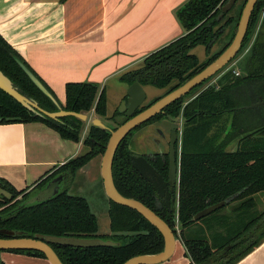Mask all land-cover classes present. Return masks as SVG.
<instances>
[{
  "label": "trees",
  "instance_id": "16d2710c",
  "mask_svg": "<svg viewBox=\"0 0 264 264\" xmlns=\"http://www.w3.org/2000/svg\"><path fill=\"white\" fill-rule=\"evenodd\" d=\"M228 1L189 0L178 8L176 17L184 35L148 56L140 68L124 74L121 82L127 86L139 83L143 87L168 89L166 96L203 71L231 45L247 3L245 0L236 16L228 17L232 9L221 18L222 8ZM263 13L264 0H259L239 54L214 76L221 74L216 84L201 90L212 77L171 104L164 114L151 120L168 115L184 121L178 157L177 212H170L153 186L132 167L133 152L129 139L133 132L122 142L114 158L113 177L117 190L124 197L143 203L170 226L184 246L190 264H237L264 243V211L258 210V197L264 194V109L251 108L259 103V87L264 83L262 27L252 40ZM229 28V33L224 37ZM218 42L221 49L212 54ZM200 46L205 47L208 56L204 62H200L193 53ZM235 62L236 65L228 69ZM20 63L57 100L49 86L0 35V70L23 95L49 112H58L57 105L35 85ZM164 96L143 106L137 113ZM63 109L86 115L94 112L97 117L104 118L108 110L106 90H101L100 85L94 83H68ZM117 115L124 116L117 112L111 120ZM33 122H41L59 133L64 140L76 143L81 142L84 124H87L76 117L60 120L42 118L0 90V124ZM110 137L108 130L91 125L84 140L86 152L55 168L33 188L18 191L0 177V189L10 195L7 198L0 194V230L21 232L22 235L17 237L25 238H35L41 234L100 238L118 244L94 248L51 244L64 264H124L137 256L161 253L165 242L158 229L137 211L109 199L111 234L106 237L99 234L98 218L89 200L69 194L68 187L47 202L27 205L19 210L34 194L60 175H65L68 182H72L81 169L96 157L104 155ZM222 202H226L223 208L194 221L199 212ZM0 238L9 237L0 235ZM2 252L5 251H0V255ZM6 252L46 259L38 251ZM0 264H4L1 256Z\"/></svg>",
  "mask_w": 264,
  "mask_h": 264
},
{
  "label": "crops",
  "instance_id": "0c3cea01",
  "mask_svg": "<svg viewBox=\"0 0 264 264\" xmlns=\"http://www.w3.org/2000/svg\"><path fill=\"white\" fill-rule=\"evenodd\" d=\"M188 1L0 0V35L49 86L62 107L68 83L100 85L109 104L113 90L107 86L113 80L121 82L148 56L184 35L176 10ZM128 88L121 89V102L127 101ZM87 116L86 136L89 123L98 118L94 112ZM85 152L82 142L64 140L41 122L0 124V177L19 191L33 188L55 168ZM177 253L176 264L181 259L190 263L181 241L173 257ZM0 256L4 264H50L24 254L2 252ZM237 264H264V243Z\"/></svg>",
  "mask_w": 264,
  "mask_h": 264
},
{
  "label": "water",
  "instance_id": "95a60500",
  "mask_svg": "<svg viewBox=\"0 0 264 264\" xmlns=\"http://www.w3.org/2000/svg\"><path fill=\"white\" fill-rule=\"evenodd\" d=\"M237 1L238 0H229L228 3L223 6V14L220 17L222 18L223 15L230 12L236 5ZM258 1L259 0H247V3L241 15L236 35L231 45L213 63H211L208 67H206L203 71H201L187 83H185L175 91L169 93L168 95L164 96L144 111L137 114L136 112L144 106V103L147 100V94L141 84L134 83L133 85L129 86L127 90L128 100L123 102L122 113L126 118H128V120L123 125L118 127L116 130H112L102 120L98 118L92 120L93 126L108 130L111 133L110 140L102 159V178L105 193L108 199L115 204L131 208L140 213L150 224L158 229V231L162 234L165 242L164 250L161 253L156 255L137 256L131 258L124 264H164L171 260L175 255L178 240L170 226L155 212L146 207L140 201L124 197L117 190L113 177V164L118 148L133 131L148 123L158 115L164 114L165 109L168 108L171 104L187 96L198 86L202 85L204 82L217 75L226 66H228V64L232 60L236 58L247 36L251 17ZM20 65L26 72V74L30 77V79L35 83V85L57 105L59 109L58 112H49L41 108L36 101L23 95L1 70L0 90L11 96L23 107L42 118L60 120L64 117H76L83 122H87L88 116L86 114L65 111L58 100L55 99V97L43 85V83L25 65H23L22 63H20ZM257 107H261L264 109V83L259 87V103L251 106V108ZM131 164L132 167L140 174V176L146 179L153 186L158 194V197L162 200L166 208L170 212H177L178 204L171 194L175 184H179V166L176 163L174 149H172L171 153V170L169 181H165L144 157L133 155L131 157ZM68 185L69 182L67 180V177L65 175H60L59 177L52 180L43 190L34 194L24 204V206H21L19 208V210L27 205H33L38 202H47L53 199L63 190H65ZM63 186L64 188H62ZM225 204L226 202H222L199 212L194 217V221H199L209 216L210 214L223 208ZM0 235L9 237L0 238V251H38L46 256V259L50 262V264H64L60 260L54 249L51 247V244L76 248L111 247L118 245L112 240H103L100 238L81 239L76 237L45 236L41 234L36 235L35 238L17 237L22 235V233L6 229H1Z\"/></svg>",
  "mask_w": 264,
  "mask_h": 264
},
{
  "label": "rangeland",
  "instance_id": "374dc122",
  "mask_svg": "<svg viewBox=\"0 0 264 264\" xmlns=\"http://www.w3.org/2000/svg\"><path fill=\"white\" fill-rule=\"evenodd\" d=\"M245 0H238L236 6L233 8V10L229 13L228 17L236 16L239 12V9L241 5L244 3ZM264 18V13L262 14L261 20L257 26V29L255 30L254 36L252 37V40L256 37L257 32L259 31V27L262 30V42L264 40V25H262ZM230 28L227 29L224 33V37L227 36L229 33ZM221 40H223V38ZM252 43V41H251ZM221 49V44L218 42L212 49V54L219 51ZM193 53L197 55L200 59V62H204L207 60L208 56L206 54V49L203 46H200L196 48ZM143 64V63H142ZM235 63H232L228 69H230ZM221 74L214 77L212 80L208 82L201 90L205 89L206 87L216 84L217 79L219 78ZM109 89H112L113 92L111 93V96L109 98V104H108V110H107V116L104 118H100L103 120V122L108 125L111 129H115L116 127H120V125H123L126 121V117L123 115H117L113 120L111 118L114 116V114L122 113L123 110V102L119 100V93L121 92V89L126 88V85L122 82H119L118 80H113L108 86ZM120 89V91H119ZM128 90V89H127ZM168 89L160 90L151 86L145 87V92L147 94V100L144 103V106L148 105L150 102L154 101L157 98H160L165 95ZM110 115V116H108ZM99 118V117H98ZM179 123V129L181 133V140H182V131H183V122L180 118ZM90 122V121H89ZM89 128L92 125V123H89ZM165 124V123H164ZM86 127L87 124H84ZM153 134V131L151 130V127H143L139 129L138 131H133V135L129 139V147L132 150L133 154L140 155L143 154L144 150L142 148V145L144 144V141L148 142V139ZM86 138L85 130L82 132L81 135V142L84 144V140ZM79 142V143H81ZM76 143V142H75ZM78 144V143H77ZM234 147V146H232ZM231 147V148H232ZM102 159L103 155H100L96 157L91 163H89L85 168L83 173L78 172L75 178L72 182L69 183L68 189L69 194L74 196H80L85 197L89 200V202L92 205L93 211L96 214L99 222V234L106 237L111 234L110 231V220L108 216V209H109V200L106 198V193L104 192V183L102 178ZM19 191V190H18ZM0 194L6 196L7 198L10 197L9 193L6 191L1 190ZM258 210L259 212L264 211V194H260L258 197ZM180 241V240H178ZM186 253V250H185ZM186 257V256H185ZM179 253L175 257H173L169 263L166 264H176L177 260L179 259ZM187 258V257H186ZM189 259V258H187ZM183 264L182 259L180 260ZM190 261V259H189ZM179 262V261H178ZM178 263V264H180ZM191 263V261H190ZM189 263V264H190Z\"/></svg>",
  "mask_w": 264,
  "mask_h": 264
},
{
  "label": "flooded vegetation",
  "instance_id": "af4514ba",
  "mask_svg": "<svg viewBox=\"0 0 264 264\" xmlns=\"http://www.w3.org/2000/svg\"><path fill=\"white\" fill-rule=\"evenodd\" d=\"M180 121V118H172L168 115H163V117H160L154 121H149L148 123L136 129V131H138L143 127H151L153 134H151L149 138H145L148 139V142L144 141V144L142 145V148L144 150L143 154L133 155L144 157L165 181H169L170 177L172 149H174L175 151L176 163L179 166L178 157L181 153L182 142L181 133L179 129ZM171 194L178 204L177 184H175Z\"/></svg>",
  "mask_w": 264,
  "mask_h": 264
},
{
  "label": "built area",
  "instance_id": "2783aa9c",
  "mask_svg": "<svg viewBox=\"0 0 264 264\" xmlns=\"http://www.w3.org/2000/svg\"><path fill=\"white\" fill-rule=\"evenodd\" d=\"M235 74H236L237 76H239V73H238V72H235Z\"/></svg>",
  "mask_w": 264,
  "mask_h": 264
}]
</instances>
